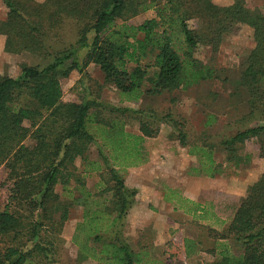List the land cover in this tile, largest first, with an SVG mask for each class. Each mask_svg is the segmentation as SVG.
I'll list each match as a JSON object with an SVG mask.
<instances>
[{
	"label": "trees",
	"instance_id": "trees-1",
	"mask_svg": "<svg viewBox=\"0 0 264 264\" xmlns=\"http://www.w3.org/2000/svg\"><path fill=\"white\" fill-rule=\"evenodd\" d=\"M1 2L6 8L0 19L4 50L39 54L48 61L22 64L17 76L0 77V166L5 173L0 185H6L8 193L0 207V264L51 261L73 205L82 210L71 236L77 246L75 264L88 258L102 264H147L148 250H134L121 238L136 190L124 183L119 171L145 161L142 142L157 133L156 122L170 125L171 134L196 157L195 173L214 177L227 165L248 161L241 147L251 138L264 158V13L250 9L245 0L224 5L212 0ZM149 9L155 16L138 24L127 22ZM189 20L197 26H190ZM65 24L72 26L75 40L58 48L48 39L57 37ZM241 25L251 29L254 44L241 65L238 86L246 92L244 115L260 123L219 141L225 166L215 161L210 144L188 143L184 122L170 112L114 107L94 98L62 99L60 79L73 70L84 75L89 63L131 100L144 92L186 90L213 79L215 69L195 57L196 49L209 46L217 52L224 35ZM146 81L150 86L143 90ZM103 111L112 117L103 118ZM130 111L139 115L138 133L125 130L120 118ZM214 115L206 112L203 125L209 126ZM93 144L98 145L100 161L89 159ZM76 160L83 165L81 171ZM89 171L98 175L95 192L85 185ZM187 211L210 222L205 234L182 240L186 258L204 252L211 257L206 264H264V170L247 186L227 222L201 205L192 204Z\"/></svg>",
	"mask_w": 264,
	"mask_h": 264
},
{
	"label": "rangeland",
	"instance_id": "rangeland-1",
	"mask_svg": "<svg viewBox=\"0 0 264 264\" xmlns=\"http://www.w3.org/2000/svg\"><path fill=\"white\" fill-rule=\"evenodd\" d=\"M212 1L224 5L232 0ZM245 3L250 9L264 13V0H245ZM5 14L6 8L0 0V19H3ZM155 14V10L149 9L130 17L127 22L138 24ZM120 22V19L116 20V23ZM188 23L194 27L198 24L193 20H189ZM71 27L67 24L62 26L58 36L49 37V42L53 41L58 48L74 42L75 35ZM4 40L5 36L0 34V77L17 76L22 64L43 65L48 61L38 56L39 54L7 52L4 50ZM253 44L251 29L241 25L234 33L224 35L217 52L211 51L209 46H199L195 51V57L199 61L215 69L217 74L215 78L201 81L186 90L176 89L159 95H149L144 92L136 100L122 97L112 84L104 80L99 67L89 63L84 75L73 70L67 77L60 79L62 99L83 102L94 98L114 107L170 112L175 119L184 122L183 131L187 135L188 143L203 141L210 144L215 161L225 166L219 141L236 129L260 123L244 115L247 112L246 92L238 86L241 65ZM149 86L150 83L146 81L143 90ZM206 112L215 114L214 121L209 126L203 125L207 119ZM111 115L103 111L101 116L109 119ZM138 117V114L131 111L120 115L125 130L138 133ZM154 127L157 128V133L154 136L144 137L142 142L147 161L119 171L124 183L136 190L123 219L121 238L125 239L134 250L147 249L144 260L147 264H206L211 257L204 252L193 254L189 258L183 254L182 240L198 238L201 234H205L204 226L210 222L195 219L187 208L192 204H203L207 210L226 222L245 194L247 186L256 181L263 172L264 158L259 155L256 139L251 138L241 147L242 154L248 155V161L240 163L237 167L227 165L219 174L208 177L193 172V168L198 166L197 159L189 154L187 147L182 146L171 134L170 125L156 122ZM97 146V144L91 145L88 156L91 160L100 161ZM75 163L81 171L83 169L81 161L76 160ZM4 174V169L0 166V183L4 180ZM86 174L85 185L87 189L95 192L98 175L95 171ZM172 183H175L176 187L186 188L196 197H193V200L179 199L178 204L177 202L175 204L176 210L167 214L166 209L155 206L156 201L153 197L160 198ZM55 188L57 192H61L60 185ZM7 194L6 185H0V207L6 202ZM176 195L172 191V198ZM197 198L200 201H197ZM81 213L79 205L70 208L69 218L59 234L63 241L58 242L55 255L46 264H75L77 246L72 243L71 235L76 223L81 219ZM41 233L47 238L51 236L50 232ZM79 264L102 263L88 258Z\"/></svg>",
	"mask_w": 264,
	"mask_h": 264
},
{
	"label": "crops",
	"instance_id": "crops-1",
	"mask_svg": "<svg viewBox=\"0 0 264 264\" xmlns=\"http://www.w3.org/2000/svg\"><path fill=\"white\" fill-rule=\"evenodd\" d=\"M147 160H145L143 163H145ZM170 185V184H169ZM168 185V188L166 189V191H165V194H163L162 193V195L160 196V198H158V197H153V199L156 201V204H155V206L156 207H162V208H164V209H166V213L168 214V213H170V212H173L174 210H176V208H175V204H176V202H177V204H178V200L180 199H188V200H193L194 198L193 197H196V196H194V195H192V194H190V193H192V192H190V191H188L186 188H180V187H176L175 185V183H172V186H169ZM172 191L174 192V194H177L176 195V197L175 198H172V196H171V194H172ZM198 196V195H197ZM152 198V197H151ZM197 201H200V199L199 198H197ZM196 203V202H195ZM239 203H237V205H238ZM237 205L235 206V208L237 207ZM201 206L203 207V208H206L203 204H201ZM235 208H234V210H235ZM132 209V208H131ZM130 209V210H131ZM207 209V208H206ZM178 210V209H177ZM233 210V211H234ZM233 211H232V214H233ZM180 212L181 213H183L182 212V210H180ZM232 214H231V216H232ZM218 218H220L221 219V217H218ZM227 222V221H226ZM72 236V235H71ZM182 251H183V249H182ZM200 253V252H199ZM184 254V253H183Z\"/></svg>",
	"mask_w": 264,
	"mask_h": 264
}]
</instances>
